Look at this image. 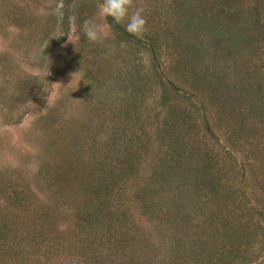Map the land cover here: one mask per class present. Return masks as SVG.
<instances>
[{
  "label": "trees",
  "instance_id": "1",
  "mask_svg": "<svg viewBox=\"0 0 264 264\" xmlns=\"http://www.w3.org/2000/svg\"><path fill=\"white\" fill-rule=\"evenodd\" d=\"M108 23L120 41L140 46L150 56L148 72L138 76L133 71L128 85L120 87L118 105L121 126L130 125L131 118L137 131L148 128L152 119L158 122L156 156L144 165L150 167L152 187L142 182L139 161L147 146L141 145L116 150L114 164L94 163L87 179H59L69 212L65 225L57 220L59 206L32 212L26 199L12 192L0 213V264H264V226L256 234L264 222L263 210L256 208L262 198L249 195L243 174L237 185L228 182V170L238 174L243 166L233 154L247 145L264 186V159L254 138L260 124L264 133V98L258 94L264 71L246 59L243 68L241 63L222 65L219 77L208 67L198 69L206 52L190 44L186 58L173 61L183 71L181 84L170 82L167 70L158 69V35L139 41L113 20ZM224 23L209 33H222ZM235 28L228 20V36L225 32L222 38L239 45ZM209 46L203 45L206 51ZM211 57L220 59L215 52ZM155 84L157 98L147 96ZM152 108L160 109L159 119ZM67 159L61 172L83 167L75 160L64 168Z\"/></svg>",
  "mask_w": 264,
  "mask_h": 264
},
{
  "label": "rangeland",
  "instance_id": "2",
  "mask_svg": "<svg viewBox=\"0 0 264 264\" xmlns=\"http://www.w3.org/2000/svg\"><path fill=\"white\" fill-rule=\"evenodd\" d=\"M101 2L63 0L61 17L55 12L57 0H0V213L8 205L7 196L16 192L34 208L32 212L41 207L59 206L57 220L65 225L68 222L65 215L69 212L67 203L62 201V180H79L84 175L87 179L94 163L109 160L114 164L115 151H122L126 146L133 150L147 146L139 165L144 176L142 182L152 187L148 182L150 167L144 165L156 156L161 139L156 128L158 122H153L151 117L148 128L137 131L138 126L131 118L130 125L121 126L123 113L118 105L120 87L128 85L133 71L138 76L148 72L150 56L142 47L119 40L120 35L108 23L113 19L98 15ZM136 3L144 8L147 20V32L136 39L145 41L152 34L159 36L158 69L167 70L170 82L183 80L180 79L183 71L178 72L179 67L173 61L177 56L186 58L190 44L198 52H206L198 69L208 67L219 77L223 76L222 65L228 68L233 63L236 66L241 63L243 68L246 59L264 71V0H136ZM85 19L93 20L104 29L102 43L89 42L79 31ZM228 20L232 21V28L236 26L233 33L241 37L239 45L228 37L222 38L225 32L228 36ZM223 22L222 33H209L208 29L216 26L219 30ZM118 25L128 33L123 25ZM130 37L134 38L131 34ZM211 39L218 40L211 43ZM204 43L210 45L208 51ZM212 52L220 59H210ZM151 87L147 96L157 98L156 84ZM263 87L264 84L258 88V94L264 98ZM150 105L153 107L155 102ZM151 111L159 119L160 109ZM261 125L256 127L259 136L254 138H257V151L264 159ZM111 141L115 142L113 146ZM99 147L101 150L96 156ZM240 147L241 151L233 156L243 166L238 174L237 169L228 170V182L237 185L243 174L250 186L249 195L262 198L257 210L264 212V186L257 178L261 168L252 158L251 146ZM107 155L111 157L107 159ZM66 157L68 163L64 168L75 160L83 167L71 174L61 172L64 169L60 164H64ZM259 226L256 234L264 222H259Z\"/></svg>",
  "mask_w": 264,
  "mask_h": 264
},
{
  "label": "clouds",
  "instance_id": "3",
  "mask_svg": "<svg viewBox=\"0 0 264 264\" xmlns=\"http://www.w3.org/2000/svg\"><path fill=\"white\" fill-rule=\"evenodd\" d=\"M144 11L145 10L143 7L137 5L136 0H102V2L98 4V15L100 17H111L115 23L123 25L129 34L137 38H142L147 32V20L145 18ZM55 12L61 17L63 16V0H57ZM79 31H82L83 35L91 43H102L103 39L105 38L104 29L90 19H85L83 21ZM67 37L68 41L73 43L70 37ZM76 38H79L78 33H76ZM73 44L75 45V43ZM74 74L75 73H72V77H74ZM70 84L71 83H69L67 86ZM46 100L48 104L50 102L49 95L46 97Z\"/></svg>",
  "mask_w": 264,
  "mask_h": 264
}]
</instances>
